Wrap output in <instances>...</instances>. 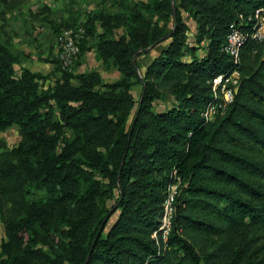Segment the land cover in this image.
<instances>
[{"label": "trees", "instance_id": "obj_1", "mask_svg": "<svg viewBox=\"0 0 264 264\" xmlns=\"http://www.w3.org/2000/svg\"><path fill=\"white\" fill-rule=\"evenodd\" d=\"M173 3L124 0L88 15L85 31L96 58L118 71L113 81L62 70L44 86L27 67L16 75L18 57L0 40V131L17 125L20 134L0 154V264H240L247 233L264 229V187L252 180L264 177V39H248L238 63L223 51L230 23L264 0ZM147 47L157 54L134 63ZM231 70L233 101L205 120L212 79ZM176 178L171 229L157 242Z\"/></svg>", "mask_w": 264, "mask_h": 264}, {"label": "rangeland", "instance_id": "obj_2", "mask_svg": "<svg viewBox=\"0 0 264 264\" xmlns=\"http://www.w3.org/2000/svg\"><path fill=\"white\" fill-rule=\"evenodd\" d=\"M122 1L124 0H0V40L18 57L19 63L15 66L16 75L20 74L22 67H27L42 74L40 83L44 86L57 79L62 70L73 73L97 71L104 81L115 80L119 76L118 71L96 58V38L87 35L84 24L88 15L94 10L106 7L115 12L119 9L118 3ZM182 14L190 29L195 30L193 20L187 18L185 12ZM67 29H71L76 35L78 52L72 56L68 66H63L58 54L61 52L62 34ZM189 40L192 41L193 37H189ZM148 48L145 51L149 53L139 57L141 65H145L158 52L157 49ZM197 53L202 54L200 50ZM141 72L139 71V80L143 83L140 79ZM142 87L143 85L138 83L131 89L136 100L141 98ZM171 100L170 98L158 100V108H167L171 105ZM19 140L17 125L0 131V154L15 147ZM260 158L264 161V155ZM252 180L264 187V177H252ZM111 203L112 201L109 205ZM6 214L0 206V240L6 236ZM116 217L117 212L109 218L107 228ZM223 240L224 238L221 237L215 238L214 242L219 244ZM242 243L247 252L240 264H256V262L264 264V259L263 263H260L264 257V229L249 231ZM237 245L234 244L235 247Z\"/></svg>", "mask_w": 264, "mask_h": 264}, {"label": "built area", "instance_id": "obj_3", "mask_svg": "<svg viewBox=\"0 0 264 264\" xmlns=\"http://www.w3.org/2000/svg\"><path fill=\"white\" fill-rule=\"evenodd\" d=\"M81 30V28H79ZM261 41L264 39V7H258L252 14L247 16L239 14L237 21L231 22L226 36L223 51L230 56L233 63H238L240 49L248 39ZM76 35L71 29L64 30L62 34L61 52L58 54L63 66H68L72 56L78 52ZM212 98L207 102L200 115L205 120H210L216 113L224 110L234 99L238 87V72L231 70L221 73L212 79ZM180 180L168 186V192L162 202V213L159 217L157 229L153 236L157 242L166 243L171 229V220L174 212V196L178 191Z\"/></svg>", "mask_w": 264, "mask_h": 264}, {"label": "water", "instance_id": "obj_4", "mask_svg": "<svg viewBox=\"0 0 264 264\" xmlns=\"http://www.w3.org/2000/svg\"><path fill=\"white\" fill-rule=\"evenodd\" d=\"M172 1V4H174L173 2H174V0H171ZM172 10H173V17H174V20H175V8H174V5L172 6ZM149 48L147 47V48H140L139 50H137L136 51V53L134 54V56H133V61H134V63H135V60H136V55L138 54V52H140V51H145V50H148ZM140 79L142 80V82H143V89H142V94H141V99H142V97H143V93H144V89H145V81H144V79L142 78V77H140ZM237 89L238 88H236V91H237Z\"/></svg>", "mask_w": 264, "mask_h": 264}]
</instances>
